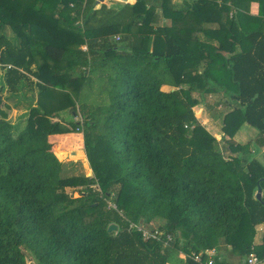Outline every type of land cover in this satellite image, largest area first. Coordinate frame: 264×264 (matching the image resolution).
Listing matches in <instances>:
<instances>
[{"label":"trees","instance_id":"trees-1","mask_svg":"<svg viewBox=\"0 0 264 264\" xmlns=\"http://www.w3.org/2000/svg\"><path fill=\"white\" fill-rule=\"evenodd\" d=\"M182 1L185 10L166 14L174 26L210 4ZM54 5L68 8L81 26L60 16L48 24ZM225 5L210 20L222 22ZM157 13L143 0L119 10L98 0H0L5 85L13 96L32 95L21 130L8 121L11 107L2 109L0 96V264H27L26 251L38 264H200L193 254L205 264L210 250L214 264H231L232 256L243 264L253 253L264 259V244L254 245L264 224V166L250 143L233 140L245 124L264 138L263 20L239 13L209 28L224 34L214 47L193 35L200 29H154ZM68 32L74 41L62 36ZM193 92L236 103L224 119L231 139L222 146L196 117ZM68 106L80 122L51 121L59 118L56 108ZM81 134L94 176L64 177L60 157L82 150ZM141 220L164 221L173 242L165 247L129 230ZM112 224L118 232H108ZM223 246L231 250L227 260L218 254Z\"/></svg>","mask_w":264,"mask_h":264},{"label":"rangeland","instance_id":"rangeland-1","mask_svg":"<svg viewBox=\"0 0 264 264\" xmlns=\"http://www.w3.org/2000/svg\"><path fill=\"white\" fill-rule=\"evenodd\" d=\"M50 1V0H47ZM193 0V2H189V5H196L199 1L201 0ZM258 6L257 8L258 10V15L260 14L261 11V1L259 0H255ZM210 4H206L204 5L201 9L200 12L206 14L207 12H209V17L215 18V11L218 12V8L222 9L223 5H224V1L223 0H209ZM170 5H166V7L163 8L162 12H158L157 16L154 18L153 22H152V27L154 29H157L158 27H163L166 29H171L170 31L176 34H180V31H185V30H190L193 29V31L195 30H199V29H203V20L202 14L198 15H189L187 17V13H182V15H185V17H187L185 19V23H181V24H177V26H174V20L172 18H169V16H166V14H174V13H181V11L185 10L187 8L186 6V2L179 0L177 3H175L173 0H171ZM109 5L112 8H119L118 5H113L110 4ZM250 5V12L254 13V6L255 5ZM235 4L233 2H231V4L228 6L227 4L225 5V7H227L228 9L231 8L232 11H235L234 8ZM57 6H50L48 9V15H47V22L49 24V22L52 20V18L54 17H64L66 20H68L69 25L72 28H78L80 27L81 23L79 21H77L75 15H72V12H70V10H68V8L66 7H60L59 10L56 9ZM249 8V7H248ZM238 12V11H237ZM236 12V14H237ZM168 17V18H167ZM157 18V19H156ZM205 18V17H204ZM206 20V18H205ZM51 23V22H50ZM212 25H207L209 28H212L214 30H218L220 29V22L219 21H213L210 20V23ZM8 37L11 40H15L16 39V33L12 30V28H7L6 31ZM197 33V32H194ZM181 35V34H180ZM62 36L66 37V40L69 42H72L73 40V34L71 32H68V34L64 33L62 34ZM121 35L116 36L115 38L112 37V39L116 42V43H120L119 39H120ZM155 36L151 37L152 41L150 43V48L154 47L155 44ZM184 37V35H183ZM119 38V39H118ZM74 41V40H73ZM78 46V44H76ZM76 45H70L69 47H75L77 48ZM83 47V46H81ZM80 48V46H79ZM84 50H86V46H84L83 48ZM51 66H55V63H51ZM203 69V67H199V71L201 72ZM202 73V72H201ZM190 85L184 84L181 87L182 91H187L189 90ZM163 89L165 91H172L173 88L172 87H163ZM70 91L75 92L73 90V88H70ZM74 97L76 98V94L73 93ZM0 96L2 97V101H3V105L1 106L2 109L7 110V108L5 107L6 104L10 105L11 109L8 112V121L14 125H16L19 130L23 129L27 123V119L29 116V107L30 104L32 103V95L27 93V95L24 96H13L9 91L7 86L5 85V71L0 67ZM190 97H192V99H196L198 101V105L194 108V112L196 113V117L198 118V120L201 122L202 119L209 118L208 116H210L212 118V120L217 121L219 119V117L222 116V114L228 110V105L227 103L231 102L233 107H235L234 105V100L230 97H225L223 94L220 93H212V94H207V93H199V92H193ZM76 99H74L75 101ZM227 101V103H226ZM34 104V103H33ZM222 106V108L220 107ZM60 107V106H59ZM56 108L55 109V115H57L59 118H53L51 119V121L53 122H61L64 123L66 125L69 126V124L71 123H76V122H80L81 121V117L80 116H75L74 112L72 111L71 106H68L67 108ZM198 107L200 109H198ZM233 107H231L230 109L233 110ZM221 115V116H220ZM205 116V117H204ZM206 120V119H205ZM202 122L204 123V127H206L208 125V122L205 121ZM209 121V119H208ZM222 124V122H220ZM74 134H79V133H74ZM82 136V134H81ZM250 134L248 133V135L243 136L245 139L249 140L250 139ZM57 139H61V138H57ZM217 141H220V139H218L216 137ZM223 141V140H222ZM220 142L221 146L223 145V142ZM82 150H73V149H69L65 151V155L60 157V161L62 163H64L65 165V171H64V177H93L94 173L91 169V166L89 164L86 152L84 151V140H83V136H82ZM226 156L228 157L229 154L227 153ZM67 192L69 193V195L73 196V198H79V193L77 191H74L72 189H68ZM107 207L111 208V207H116L112 202L108 201L107 202ZM143 221V220H141ZM144 222V221H143ZM140 225L144 226V228L148 229V230H152V229H161L163 227L164 221H154L153 223L149 224L148 226L143 223L141 224V222L139 223ZM26 262L27 264H38L36 262V260L32 257V255L26 251ZM183 257V256H182ZM185 257V256H184Z\"/></svg>","mask_w":264,"mask_h":264},{"label":"crops","instance_id":"crops-1","mask_svg":"<svg viewBox=\"0 0 264 264\" xmlns=\"http://www.w3.org/2000/svg\"><path fill=\"white\" fill-rule=\"evenodd\" d=\"M100 4H104L106 6H108L109 8H112L110 4H113V5H118L119 8H115L117 10L121 9L123 5H135L137 4V0H129V2L127 1V3H123V0L122 1H118V0H98ZM146 4H148V7L150 8L151 6H154L158 9V12H162L163 10V5H165L164 1L163 0H143ZM175 3H177L179 0H173ZM182 1V0H181ZM189 2H193V0H188ZM198 1V0H197ZM196 1V2H197ZM224 1V0H223ZM171 0H166V5H170L171 3ZM231 2H233L235 4L234 8H235V11H232L231 8H229L228 10L225 9L224 10V13H223V20H221L222 22H220V24H224L226 23L228 20H232L233 18H235V15L241 13L242 15L244 14V16L246 15V18H251V17H255V18H259L260 20H263L262 22V30L264 32V16H260L258 15V8H257V4L255 0H245L244 1V4L242 5H246V6H243L241 9L237 8V4L242 3L241 0L238 1V0H225V4H227L228 6L231 4ZM255 5L253 10H254V13L250 12V5ZM224 5H223V8H224ZM166 7V6H165ZM249 7V8H248ZM238 11V12H237ZM237 12V14H236ZM203 17H202V20H203V29H200V33H193V35H198L197 37L199 38V41L200 43L203 45H211V46H214V47H218L220 45V39L223 37V33H216L215 31H209V27L207 25H212V24H209L210 23V18L209 17V12H207L206 14H202ZM206 20H205V18ZM262 17V18H260ZM246 21L249 20V19H245ZM226 21V22H225ZM238 26V29H239V24L237 25ZM236 26V28H237ZM255 28V27H254ZM212 29V28H210ZM214 30V29H213ZM237 53H240L242 51V45H237ZM165 87H168V86H165ZM164 87V88H165ZM164 90V89H163ZM173 90H175L173 88ZM172 90V91H173ZM165 91V90H164ZM166 92H169V91H166ZM225 96V95H224ZM225 97H229V96H225ZM227 103V101H226ZM228 105V110L225 111L221 117H219V119L217 121H214L212 120V118L210 116H208L209 118H204L201 120V124L203 126L204 123V120L208 122V125L205 127L213 136L217 137L218 139H220L219 142H221L222 140H230L231 137L228 136L226 133H224V127H225V124H224V119L226 117V115L228 113H230L232 110L230 109L231 107H233L232 103L229 102L227 103ZM222 108V106H220ZM198 109H200L198 107ZM205 117V116H204ZM209 119V121H208ZM222 122V124L220 123ZM248 133L251 135L250 136V139L247 140L245 139L243 136L245 135H248ZM83 136V135H82ZM233 140L239 144H248L250 143L251 144V151H252V157L253 159H256L258 162H260L263 166H264V146L259 144V142H261L262 140H264V138L262 136H260V133L257 129L245 124L242 126V128L240 129L239 132H237L235 134V136L233 137ZM264 244V224L263 225H260L257 227V234H256V237H255V247H260L262 248V245ZM227 248H225V246H223V248H221V252H218V254H220V258L221 259H228V255L230 254V247L226 246ZM259 248V249H260ZM232 259V262L231 264H238L239 263V260L234 258L233 256L231 257ZM243 264H245V261H243Z\"/></svg>","mask_w":264,"mask_h":264},{"label":"built area","instance_id":"built-area-1","mask_svg":"<svg viewBox=\"0 0 264 264\" xmlns=\"http://www.w3.org/2000/svg\"><path fill=\"white\" fill-rule=\"evenodd\" d=\"M112 208L117 210V207ZM129 230L141 233L142 238L146 241L163 242L165 247L169 246L174 240L172 235L165 234V231L162 229L148 230L140 224L130 223ZM205 254L208 257V261L205 264H214V257L216 256V252L214 250H210ZM193 259L195 262L200 264L203 262L202 254H193ZM245 264H264V259H260L255 253H253L246 259Z\"/></svg>","mask_w":264,"mask_h":264},{"label":"water","instance_id":"water-1","mask_svg":"<svg viewBox=\"0 0 264 264\" xmlns=\"http://www.w3.org/2000/svg\"><path fill=\"white\" fill-rule=\"evenodd\" d=\"M123 3H127V0H123ZM263 181H264V179H262V180L259 182V184H261V182H263ZM262 197H263V189L259 186V188H258V192H257V194H256V199H257L258 201L263 202ZM143 223H144V222L141 221V224H143ZM118 229H119V228H118L117 225L112 224V225L109 226V228H108V232H109V233L118 232Z\"/></svg>","mask_w":264,"mask_h":264}]
</instances>
